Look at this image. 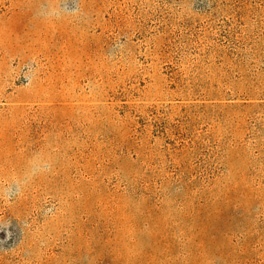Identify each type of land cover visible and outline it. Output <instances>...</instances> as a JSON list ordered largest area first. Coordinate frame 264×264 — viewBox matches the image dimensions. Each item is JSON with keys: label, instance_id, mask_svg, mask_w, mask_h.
Masks as SVG:
<instances>
[{"label": "rangeland", "instance_id": "1", "mask_svg": "<svg viewBox=\"0 0 264 264\" xmlns=\"http://www.w3.org/2000/svg\"><path fill=\"white\" fill-rule=\"evenodd\" d=\"M0 264H264V0H0Z\"/></svg>", "mask_w": 264, "mask_h": 264}, {"label": "clouds", "instance_id": "2", "mask_svg": "<svg viewBox=\"0 0 264 264\" xmlns=\"http://www.w3.org/2000/svg\"><path fill=\"white\" fill-rule=\"evenodd\" d=\"M12 191H15V185L12 186ZM11 198V193L9 194V199Z\"/></svg>", "mask_w": 264, "mask_h": 264}]
</instances>
